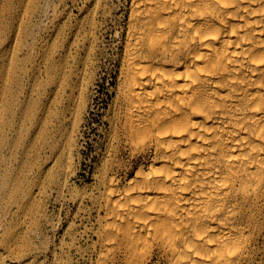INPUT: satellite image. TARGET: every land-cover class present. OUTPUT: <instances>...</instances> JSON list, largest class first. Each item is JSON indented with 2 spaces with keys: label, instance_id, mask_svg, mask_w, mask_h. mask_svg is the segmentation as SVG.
<instances>
[{
  "label": "bare ground",
  "instance_id": "obj_1",
  "mask_svg": "<svg viewBox=\"0 0 264 264\" xmlns=\"http://www.w3.org/2000/svg\"><path fill=\"white\" fill-rule=\"evenodd\" d=\"M117 86L111 140L142 160L99 177V263L254 261L264 0H130Z\"/></svg>",
  "mask_w": 264,
  "mask_h": 264
},
{
  "label": "rangeland",
  "instance_id": "obj_2",
  "mask_svg": "<svg viewBox=\"0 0 264 264\" xmlns=\"http://www.w3.org/2000/svg\"><path fill=\"white\" fill-rule=\"evenodd\" d=\"M129 6L0 0V264H100L99 177L142 160L110 133Z\"/></svg>",
  "mask_w": 264,
  "mask_h": 264
}]
</instances>
